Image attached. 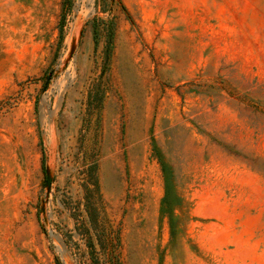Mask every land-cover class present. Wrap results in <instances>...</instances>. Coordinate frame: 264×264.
I'll return each instance as SVG.
<instances>
[{
	"label": "rangeland",
	"instance_id": "374dc122",
	"mask_svg": "<svg viewBox=\"0 0 264 264\" xmlns=\"http://www.w3.org/2000/svg\"><path fill=\"white\" fill-rule=\"evenodd\" d=\"M0 264H264V0H0Z\"/></svg>",
	"mask_w": 264,
	"mask_h": 264
},
{
	"label": "trees",
	"instance_id": "16d2710c",
	"mask_svg": "<svg viewBox=\"0 0 264 264\" xmlns=\"http://www.w3.org/2000/svg\"><path fill=\"white\" fill-rule=\"evenodd\" d=\"M43 169L46 172V158H45V156L43 158ZM95 185H96L97 189H99V181H98V178L97 177L95 178ZM167 188H168V186H167ZM168 190H169V188H168ZM167 193H168V191H167ZM165 202H168V195L165 198ZM170 207H171L170 210L172 212V206H170Z\"/></svg>",
	"mask_w": 264,
	"mask_h": 264
},
{
	"label": "water",
	"instance_id": "95a60500",
	"mask_svg": "<svg viewBox=\"0 0 264 264\" xmlns=\"http://www.w3.org/2000/svg\"><path fill=\"white\" fill-rule=\"evenodd\" d=\"M51 181V178H50V176L48 175V183Z\"/></svg>",
	"mask_w": 264,
	"mask_h": 264
}]
</instances>
